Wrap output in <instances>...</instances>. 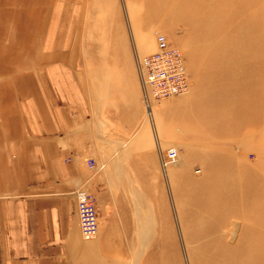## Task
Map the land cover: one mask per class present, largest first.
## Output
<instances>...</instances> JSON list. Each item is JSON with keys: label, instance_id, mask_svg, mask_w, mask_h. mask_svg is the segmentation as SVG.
<instances>
[{"label": "rangeland", "instance_id": "obj_1", "mask_svg": "<svg viewBox=\"0 0 264 264\" xmlns=\"http://www.w3.org/2000/svg\"><path fill=\"white\" fill-rule=\"evenodd\" d=\"M180 1L83 0L78 58H129L136 65L155 50L161 32L182 52L190 81L186 93L152 100V112L140 86L142 121L132 136L119 138L114 153L121 193L135 204L144 195L135 210L136 219L145 218L142 240L109 244L100 264H208V248L233 247L250 227L235 205L238 190H264V172L257 171H264V0H201V17L184 15ZM49 2L0 0L4 43L20 30L30 46ZM207 23L213 28L204 38ZM171 147L177 159L162 168L160 157ZM244 169L253 175L243 176ZM218 190H232L223 205H216Z\"/></svg>", "mask_w": 264, "mask_h": 264}, {"label": "crops", "instance_id": "obj_2", "mask_svg": "<svg viewBox=\"0 0 264 264\" xmlns=\"http://www.w3.org/2000/svg\"><path fill=\"white\" fill-rule=\"evenodd\" d=\"M49 4L30 46L0 30V264H100L109 244L142 240L144 195L137 205L121 193L114 153L142 121L139 75L129 58H78L83 0ZM79 187L95 198L91 240L79 232Z\"/></svg>", "mask_w": 264, "mask_h": 264}, {"label": "built area", "instance_id": "obj_3", "mask_svg": "<svg viewBox=\"0 0 264 264\" xmlns=\"http://www.w3.org/2000/svg\"><path fill=\"white\" fill-rule=\"evenodd\" d=\"M137 71L142 87V98L146 108H150L152 100L170 98L186 93L190 86L189 74L182 52L169 44L164 33L155 34V50L137 60ZM178 152L168 148L160 157L163 167L174 162ZM88 169L96 164L92 158L85 160ZM75 209L80 236L83 240H91L99 231V221L95 198L84 189L75 192Z\"/></svg>", "mask_w": 264, "mask_h": 264}, {"label": "bare ground", "instance_id": "obj_4", "mask_svg": "<svg viewBox=\"0 0 264 264\" xmlns=\"http://www.w3.org/2000/svg\"><path fill=\"white\" fill-rule=\"evenodd\" d=\"M200 1L201 0H183V1H180V2H178V9H181V12L184 13V15H190V17H193V16L201 17L204 15V12L202 11L203 8H201L197 4ZM203 27H204V29L202 31L205 34V36H204V38H205V37H207V35H209V32H211V29L213 27H212V24H210V23L204 24ZM149 41L150 40L147 39V37L142 39V43H140V44H142L143 49L146 50L150 47ZM136 66H137V64H136ZM139 83H140V79H139ZM140 86H141V83H140ZM150 105H152V104H150ZM149 109H150V112L154 111L152 109V107H150ZM171 148H174V147H171ZM174 149L176 150V148H174ZM258 154H261V153H258ZM261 158H263V157H261ZM171 163H173V162H169L165 166H163V167L161 166V167L166 168ZM227 167H228V169H231V167H233V166L230 163ZM95 168H96V166H95ZM92 170H94V169H92ZM244 171H245V174H243V176H247L249 174H252L249 171H247L246 169H244ZM257 171L264 172L261 168H258ZM250 186L251 185H249V186L245 185L243 188H241L242 190H238L239 194H240L239 199L235 201L236 206L238 205V206L243 207L242 212L240 211L238 213H239L241 218H246L249 220V226L250 227L247 228V230L240 236V238L238 240V244H236L235 246L223 247V248L221 247L218 249L217 248H213V249L208 248V250L206 251V254H205L211 260L210 262H208V264H264V214L258 213L260 210H264V190H262L258 194L257 190L256 191L248 190V188ZM79 189H84V188L79 187L76 190H79ZM76 190L74 191V197H75ZM84 190H86V189H84ZM202 191L203 192H210V190H202ZM218 192H219V196L217 197V199L215 201L216 205H223L224 204V201H223L224 196L231 194L232 190H218ZM261 196L263 197V200L260 202L259 205H258V203L257 204L256 203H253V204L250 203L251 200H254L257 197L260 198ZM75 203H76V199H75ZM232 210H233V206L232 207L228 206L226 213H228V212L232 213L233 212ZM252 211H254V213H252ZM258 226H260V227H258ZM222 230H224V228ZM221 239L222 238H217V241L220 242Z\"/></svg>", "mask_w": 264, "mask_h": 264}]
</instances>
